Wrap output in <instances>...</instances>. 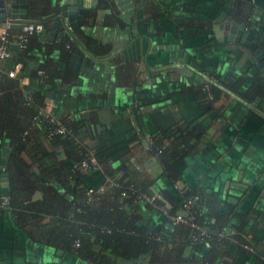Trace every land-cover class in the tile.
<instances>
[{
  "label": "crops",
  "instance_id": "obj_1",
  "mask_svg": "<svg viewBox=\"0 0 264 264\" xmlns=\"http://www.w3.org/2000/svg\"><path fill=\"white\" fill-rule=\"evenodd\" d=\"M29 1L34 11L42 4L43 10L52 8L49 14L64 8L66 16L61 28H53L55 20L42 23L49 14L41 16L42 30L26 35L23 48L13 49L21 54L14 66L23 96H41L59 123L72 122L87 154L103 149L112 156V167L148 175L152 181L146 189L165 206L163 191L171 195L199 188L205 196L214 195L213 207L228 217L222 234L233 241L230 235L242 224L255 258L247 246L228 242L218 246L224 252L213 264H264V103L244 101L220 84L217 99L204 94L208 82H236L241 76L242 90L252 76L264 79V0H247L251 26L233 15L231 0H131L130 6L124 3L126 15L114 0ZM7 2L24 4L26 18L38 19L28 16L27 0ZM14 13L21 11L16 8ZM233 23L236 29L246 25L263 53V66L240 43L241 35L230 30ZM253 24L257 30L251 32ZM19 33V27L11 28L12 45ZM141 40L143 54L134 44ZM89 42L96 52L88 48ZM9 59L0 61L1 69ZM202 115L209 118L206 127L198 121ZM163 134L162 144L177 138L187 151L174 164V181L148 153L152 137ZM7 155L4 144L2 165ZM87 176L86 182L91 174ZM6 180L0 168V264H90L66 248L43 243L38 238L41 227L31 228V235L17 225L7 207ZM106 183L104 178L99 191ZM149 205L136 206L141 222L163 230L168 226L170 240L161 241L151 257L118 258L111 264H202L208 244L192 248L183 223L165 224ZM202 207L206 213L208 208Z\"/></svg>",
  "mask_w": 264,
  "mask_h": 264
},
{
  "label": "trees",
  "instance_id": "obj_2",
  "mask_svg": "<svg viewBox=\"0 0 264 264\" xmlns=\"http://www.w3.org/2000/svg\"><path fill=\"white\" fill-rule=\"evenodd\" d=\"M27 2L28 16L38 18L32 20L33 22L41 21L39 18L52 10L48 6L43 10L41 4L40 10L34 11L33 2ZM231 3L233 15L250 25L248 1L231 0ZM253 28L250 27L251 32L257 30L254 24ZM87 46L90 50L93 49L91 42ZM95 50L96 48L92 52H96ZM10 52L6 69L0 68V168L7 176V207L15 223L30 234L31 228L41 227L38 238L43 243L66 248L90 264H111L118 258L130 260L151 257L161 241L170 240L168 232L171 231L167 229L168 226L163 230L141 222L137 207L141 204L145 207L149 203L135 198V193L131 190L152 194L146 189L152 179L148 175L143 176L136 169L112 167V156L103 149L91 152L98 167L83 170L80 163L88 160L91 155L77 141L75 125L68 120H62V124L70 132L54 134L50 133L53 125L47 118L37 117L33 120L44 104L42 97L37 94L24 97L17 77L6 75V71L18 62L21 55L13 49ZM201 69L203 71V67ZM210 76L219 80L216 73L212 72ZM239 78L236 82L222 84L220 81L208 82L207 92L204 90V94L210 92L212 100L217 99L222 93L217 87L220 84L238 94L244 101L260 99L264 103V79L258 75L252 76L246 89L241 90L245 80L244 77ZM164 137L166 134L153 136L148 153L156 157L163 172L174 181L178 176L174 164L187 151L180 148L177 138H169L167 144H162L160 138ZM4 144L8 146V155L5 165H2L1 147ZM60 153L62 158L59 157ZM90 174V180L84 181ZM104 178L108 182L107 188L99 191ZM55 184L59 185L61 192ZM88 189L92 193L88 194ZM36 193H39V197L34 199ZM162 196L168 206L156 199L153 204L163 205L167 214H163L152 204L149 207L156 210L157 216L164 219L165 224L174 223L168 216L179 210L186 197L196 196L189 215L198 229L185 223L181 226L187 231L188 244L192 248L197 249L205 243L208 244V252L202 258V264H213V260L224 252L219 247L224 248L228 242L241 247L247 246L252 250L248 253L255 258V247L245 239L241 230L242 224L236 229V233L230 235L233 241H228L229 237L222 234L228 217L213 207L211 201L215 202L214 195L205 196L199 188H187L182 193L171 195L163 191ZM202 205L208 208L206 213ZM44 218L49 221L41 223ZM210 218H213L212 222ZM200 229L205 234L193 240ZM74 242L77 245L73 247Z\"/></svg>",
  "mask_w": 264,
  "mask_h": 264
},
{
  "label": "built area",
  "instance_id": "obj_3",
  "mask_svg": "<svg viewBox=\"0 0 264 264\" xmlns=\"http://www.w3.org/2000/svg\"><path fill=\"white\" fill-rule=\"evenodd\" d=\"M7 2L8 0H3ZM11 22L9 20H5L2 23H0V61L10 57L11 52H10V45H12V42L10 41V30H11ZM19 30L20 33L16 35V40L14 42L15 45H17L18 48H23L25 44V36L30 35L33 33H39L42 30V23L41 22H29V23H21L19 24ZM6 75L8 77H16L15 73V66L9 70L6 71ZM204 88H207L206 83L204 84ZM37 117H44L47 118L48 121L53 125L50 133L54 134H64V133H69L70 130L67 129L64 125L59 123L55 117L50 114L49 110L42 106L38 109L36 115L34 116L33 120L37 119ZM80 166L83 170L87 171L92 168L98 167L97 161L95 157L92 155L88 157V160H84L80 163ZM185 189L179 190V193H182ZM132 193H135V198L144 200L145 202L154 205L155 197L153 194H146L143 192H137L136 190H131ZM87 193L90 194L92 193L91 189L87 190ZM196 200V196H188L186 197L180 205L179 210L174 214V215H169L168 217L176 223H185L189 224L191 227H195L193 223L191 222V216L189 215L190 212V207L192 203ZM158 210H160L163 214L166 213V209L163 205H154ZM179 211H185L187 212L186 216L180 215L178 212ZM197 228V227H195ZM198 229V228H197ZM196 229V230H197ZM205 232L200 229L196 233V236H194L192 239L196 240L197 238H200L203 236ZM74 245H77V242H74ZM247 248V247H246ZM250 250L249 248H247Z\"/></svg>",
  "mask_w": 264,
  "mask_h": 264
},
{
  "label": "water",
  "instance_id": "obj_4",
  "mask_svg": "<svg viewBox=\"0 0 264 264\" xmlns=\"http://www.w3.org/2000/svg\"><path fill=\"white\" fill-rule=\"evenodd\" d=\"M117 7L119 8L120 11L123 12L124 15H126L128 13L127 10H125L126 6L124 5V3H127V6H130L131 4V0H114ZM134 1V0H132ZM16 8L20 9L21 14H15V10ZM59 13H53V14H49L44 18V21L42 23H46L49 22L51 20H55L52 21V26L53 28L55 27H59L61 28V26L64 24L63 22V17L66 16V11L64 8H60L58 9ZM8 15V16H7ZM5 20H9L11 22V28H17L19 26V24L21 23H29L31 22L30 20H28L26 18V13H25V5L24 4H15V3H8L5 2L3 0H0V23H2ZM236 23H233V25L231 26L230 30L233 32H236V34H240L241 37L238 38V40L240 41V43H242L243 45H247L250 49L253 50L256 58L259 60L258 66L261 67L263 66V61H262V51L257 48V44L256 42L253 40L252 35L246 30V25L244 23L239 24V28L242 29V31L236 29L237 27ZM215 26H213L214 28ZM215 35H217L215 33ZM236 39V38H235ZM135 45H140L141 48V53H144V48H145V41L141 40L139 42H134ZM11 49H15L16 45H10ZM75 52V51H74ZM74 58V56L72 57ZM209 118H206L205 115H202L198 118V121L201 123V125L203 127H206V125L209 123L208 122ZM180 215L182 216H186L187 212L185 211H179L178 212ZM175 264H194V263H175Z\"/></svg>",
  "mask_w": 264,
  "mask_h": 264
},
{
  "label": "flooded vegetation",
  "instance_id": "obj_5",
  "mask_svg": "<svg viewBox=\"0 0 264 264\" xmlns=\"http://www.w3.org/2000/svg\"><path fill=\"white\" fill-rule=\"evenodd\" d=\"M256 57V56H255ZM263 58V57H262Z\"/></svg>",
  "mask_w": 264,
  "mask_h": 264
}]
</instances>
